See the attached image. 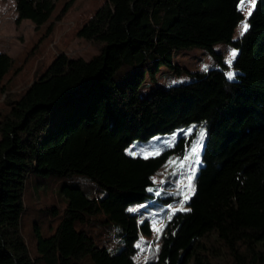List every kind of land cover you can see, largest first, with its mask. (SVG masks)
<instances>
[{
  "label": "trees",
  "instance_id": "trees-1",
  "mask_svg": "<svg viewBox=\"0 0 264 264\" xmlns=\"http://www.w3.org/2000/svg\"><path fill=\"white\" fill-rule=\"evenodd\" d=\"M76 1L16 0V24L51 33ZM241 2L107 0L78 32L104 44L102 54L90 61L60 54L17 94L6 85L16 60L0 53L7 105L0 111V264H137L136 244L152 227L130 207L152 196L149 188L166 178L170 159L182 157L189 142L179 134L150 158L127 149L192 125L206 128V142L190 209L168 217L158 257L147 264H264V0L235 40L245 19ZM220 43L239 50L235 80L213 51ZM195 47L219 57L220 67L140 96L146 71L174 69L175 52ZM34 174L81 185L60 186L65 206L42 211L36 254L23 230ZM176 177L160 184L161 194L175 188ZM100 214L106 220H92L86 231ZM105 224L119 227L115 254L92 234Z\"/></svg>",
  "mask_w": 264,
  "mask_h": 264
},
{
  "label": "rangeland",
  "instance_id": "rangeland-1",
  "mask_svg": "<svg viewBox=\"0 0 264 264\" xmlns=\"http://www.w3.org/2000/svg\"><path fill=\"white\" fill-rule=\"evenodd\" d=\"M105 1L107 0H77L63 19L56 23L53 32L47 33L46 29H42L37 33L36 27L29 21H24L20 25L16 24L18 17L16 0H0V53H6L16 60L6 82L9 93L17 94L27 85L35 82L60 54H66L70 58H83L87 61L101 55L104 44L79 38L78 32ZM256 2L257 0L254 2L253 0H242L241 10L245 19L235 32V40L247 30V18L254 11ZM58 6V10H60L62 5ZM213 51L215 55L223 56L224 66L222 68L228 77L231 74L230 79L235 80L239 72L234 69L233 63L239 55V50L229 44L220 43L213 48ZM215 55L201 47L176 51L174 69L161 66L155 73L146 71L139 90L140 96L148 97L159 89L190 83L194 80V73L220 67L217 63L219 57ZM38 73L39 75H37ZM5 99L6 95L0 91V111L7 109ZM182 133H186L187 142H189L186 153L182 157L170 159L165 172L166 178L162 182L156 179L157 186L149 188L151 197L130 207V212L139 216L138 221L141 224L149 222L152 227V234L149 236L141 232V238L136 244L138 248L135 256L137 264H147L158 257L164 243V227L168 217L179 211L190 209L187 202L195 191L194 181L199 169L204 164L206 128L201 126L196 129L195 125L180 128L171 134L159 135L149 141H137L127 149V153L130 155L150 158L161 152V146L171 144ZM170 176H177L173 182L175 188L165 189L166 194H161L162 186L160 184L165 183L167 177ZM54 179L34 174L28 181L26 203L30 214L25 217L23 230L33 254H36V226L44 227L46 222L45 212L42 211L51 207L62 208L65 206V199L59 191L60 186H81L71 182L67 177H54ZM170 197L175 199L167 202L160 201V198ZM90 218L85 228L86 231H90L92 220H106V215L100 214ZM108 226L109 224L102 225L92 234L96 237L99 246L106 247L111 254H115L122 247L119 227L105 229ZM85 264H89V262H85Z\"/></svg>",
  "mask_w": 264,
  "mask_h": 264
},
{
  "label": "snow or ice",
  "instance_id": "snow-or-ice-1",
  "mask_svg": "<svg viewBox=\"0 0 264 264\" xmlns=\"http://www.w3.org/2000/svg\"><path fill=\"white\" fill-rule=\"evenodd\" d=\"M253 2H254V0H253ZM233 55H235V53H233ZM229 78H231V74H229Z\"/></svg>",
  "mask_w": 264,
  "mask_h": 264
}]
</instances>
